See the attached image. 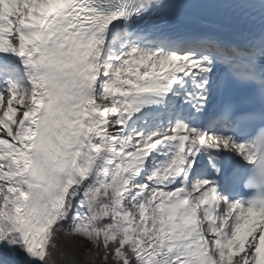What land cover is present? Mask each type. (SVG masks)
<instances>
[{
    "label": "snow or ice",
    "instance_id": "1",
    "mask_svg": "<svg viewBox=\"0 0 264 264\" xmlns=\"http://www.w3.org/2000/svg\"><path fill=\"white\" fill-rule=\"evenodd\" d=\"M0 264H264V0H0Z\"/></svg>",
    "mask_w": 264,
    "mask_h": 264
}]
</instances>
